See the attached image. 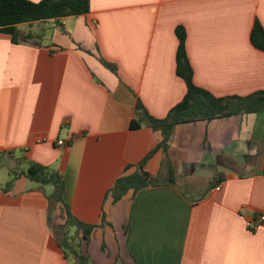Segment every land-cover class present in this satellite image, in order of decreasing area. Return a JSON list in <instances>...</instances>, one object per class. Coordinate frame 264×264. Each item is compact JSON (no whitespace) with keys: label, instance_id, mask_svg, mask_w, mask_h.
Returning <instances> with one entry per match:
<instances>
[{"label":"crops","instance_id":"1","mask_svg":"<svg viewBox=\"0 0 264 264\" xmlns=\"http://www.w3.org/2000/svg\"><path fill=\"white\" fill-rule=\"evenodd\" d=\"M255 21L264 28V0H91L63 27L19 26L49 29L39 39L0 34V155L23 161L0 184V264H264V112L178 125L167 153L160 131L131 128L138 100L163 119L186 94L178 26L198 87L264 91ZM145 160L162 183L115 203L116 180ZM30 162L62 175L65 206L25 177ZM67 210L93 226L88 241L60 230Z\"/></svg>","mask_w":264,"mask_h":264},{"label":"trees","instance_id":"2","mask_svg":"<svg viewBox=\"0 0 264 264\" xmlns=\"http://www.w3.org/2000/svg\"><path fill=\"white\" fill-rule=\"evenodd\" d=\"M91 0H0V34L10 37L13 44L30 42L40 36L32 32L23 36L19 26L32 25L38 22L54 20L59 27H63L61 20L82 16L90 12ZM178 48L176 52V74L186 85L187 91L183 100L173 107L167 117L157 119L149 114L140 100L137 101L135 118L131 123L132 129H138L142 123L161 132L163 140L157 147L167 153L169 142L175 128L181 124L197 121H211L229 116L257 114L264 112V91L256 92L247 97H216L211 92L198 87L194 82V70L187 53V32L183 26L176 28ZM252 45L264 52V28L259 21H255L251 33ZM104 65L116 72V67L106 61ZM2 155H0L1 158ZM146 160L141 162L132 173V166L126 168L123 176L119 177L110 194L115 203L121 201L130 191H138L162 183L159 176L145 170ZM24 175L30 181L39 184L42 188L52 186L54 192L49 196L52 203L65 206V184L60 173L50 170L41 164L30 162ZM169 182L174 183L173 175ZM10 183L5 188L7 191ZM76 227L84 233V239L89 240L93 226L82 223L73 217L67 210L66 224L60 230Z\"/></svg>","mask_w":264,"mask_h":264},{"label":"rangeland","instance_id":"3","mask_svg":"<svg viewBox=\"0 0 264 264\" xmlns=\"http://www.w3.org/2000/svg\"><path fill=\"white\" fill-rule=\"evenodd\" d=\"M22 29L24 31L28 30V27L25 25H22ZM43 30L48 31L49 29L45 28L44 26L36 25L33 29L35 34L42 35ZM23 161L22 159H17L16 163L13 162L7 155H2L0 158V184L4 185L3 183L6 182L9 175H13L15 172L18 171V169L22 166ZM56 233L59 235V238L61 241L63 240V236L59 230L56 231ZM64 246V245H63Z\"/></svg>","mask_w":264,"mask_h":264},{"label":"built area","instance_id":"4","mask_svg":"<svg viewBox=\"0 0 264 264\" xmlns=\"http://www.w3.org/2000/svg\"><path fill=\"white\" fill-rule=\"evenodd\" d=\"M58 145H59V146H65L66 143H65V141H63V140H60V141H58ZM216 189H217V190H220V189H221V186H218ZM258 222H259V223H263V222H264V216H261V217L259 218ZM258 222H257V223H258ZM246 226H247V228L250 229V230H254V229L257 228V224H256V222H252V221H248V222L246 223Z\"/></svg>","mask_w":264,"mask_h":264}]
</instances>
